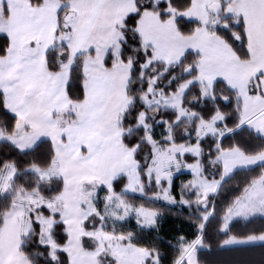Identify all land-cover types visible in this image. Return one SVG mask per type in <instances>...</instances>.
Returning <instances> with one entry per match:
<instances>
[{
  "label": "snow or ice",
  "instance_id": "1",
  "mask_svg": "<svg viewBox=\"0 0 264 264\" xmlns=\"http://www.w3.org/2000/svg\"><path fill=\"white\" fill-rule=\"evenodd\" d=\"M0 264H264V0H0Z\"/></svg>",
  "mask_w": 264,
  "mask_h": 264
},
{
  "label": "trees",
  "instance_id": "2",
  "mask_svg": "<svg viewBox=\"0 0 264 264\" xmlns=\"http://www.w3.org/2000/svg\"><path fill=\"white\" fill-rule=\"evenodd\" d=\"M179 179H181V177H178L177 178V183H179ZM174 211H177L176 209H174ZM185 211V214H186V210ZM174 224H175V221H174V218L173 217H166L165 219V222L162 224V229L164 231H169L171 230L173 227H174Z\"/></svg>",
  "mask_w": 264,
  "mask_h": 264
}]
</instances>
